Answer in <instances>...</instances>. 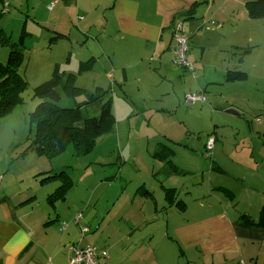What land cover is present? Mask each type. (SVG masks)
Listing matches in <instances>:
<instances>
[{
	"label": "crops",
	"instance_id": "1",
	"mask_svg": "<svg viewBox=\"0 0 264 264\" xmlns=\"http://www.w3.org/2000/svg\"><path fill=\"white\" fill-rule=\"evenodd\" d=\"M211 1L214 2V0H203V3H199L200 0H12V10L7 15L1 14L0 0V47L8 48L0 51V59L3 60L0 61L8 62L7 54L9 49L11 52L10 44L13 43L19 44L25 54L28 50L51 52L54 47L64 42L67 66L69 65L70 69L65 70L62 63L54 62V71L50 73L48 81L56 74H64L69 82L76 86L80 77L95 71L93 89L78 88L89 92L87 95L90 97L98 89L107 92L106 101L111 100L110 107L115 118L111 131H115L116 127L117 96L121 98L120 101L117 100V113L119 103L127 101L133 103L136 115H144L153 109L151 106L153 101L158 104L156 110L159 113L168 114L175 111L178 115L183 111V97L185 101L187 95L193 92H199L197 95L205 97L204 101L197 103L206 104L208 102L206 94L210 86L226 83L235 85L249 80L246 79L249 76L243 67L245 56L234 58L237 59L235 64L232 57L246 46L245 33L242 38L235 37L225 44H219L217 53L213 54L211 60L206 56L207 47L200 40L202 37L199 35L200 32L206 31L214 33L221 39L227 38L223 35L226 23L221 20L216 22L214 18H211L209 23L206 19L204 23L200 21L201 16L198 12L200 4L208 7ZM195 3L197 19L191 18L190 15H181L190 10ZM241 5L242 2L239 8ZM13 10L15 12L12 14ZM237 11L234 7L231 13ZM179 16H182V21L184 20L185 26L188 27L185 32L191 38L189 59L196 64V74L174 64L176 46L173 29L180 23L177 22L181 19ZM232 17L238 21L235 15ZM208 24H213V27L222 26V29L219 30L218 27L214 30L211 25L208 27ZM12 26H19L21 29L18 39L11 30ZM73 40L80 46L79 54L86 51L83 59L79 60L81 62L74 63L72 60ZM211 40L212 35L207 41ZM91 60L93 61L91 69L82 71V63ZM229 72H242L245 78L230 82L227 80ZM185 75L195 78L200 76L198 88L195 89L194 82L189 80L188 83ZM99 82L101 86L98 87ZM152 82L154 83L150 88ZM85 92L81 93L86 94ZM213 102L217 107H222L217 104L216 99ZM197 103L190 104L189 107L192 105L195 108ZM227 104L228 107L223 108L224 110L228 108L229 114L231 110L242 116L246 113L236 104L229 105L230 102ZM102 106V103L93 106L96 107L97 114L93 107L86 109L89 114L99 116L103 110ZM128 107L127 109L130 108ZM123 109L121 107L119 111L122 112ZM258 120H260L256 131L258 141L255 144L264 152V118ZM240 133L241 130L238 131V134ZM216 135L218 136V132ZM189 139L191 138L186 136L183 141L167 138L159 142L154 153L149 151L150 158L147 156L146 168L142 172L133 169V164L137 166L136 161H141L139 159L134 160L132 164L125 159L119 160V168L117 160L98 159V165L111 166V170L117 172L111 176L97 173L85 175L84 182L87 187L82 192L76 193L77 186L72 175L64 171L53 174L52 170L46 173L42 171L43 173L34 176L39 188L38 186L21 188L11 191V195H8L7 188L4 187V195H0V264H70V249L74 244L97 249L100 264H120L117 251L126 253L127 250L139 245L142 246L140 250L142 253L135 258H133L135 254L127 256L122 260L123 264L130 260L129 264H264L263 249L254 254L255 257L252 255L256 242L259 241L260 245H263L264 240H247L249 243L239 240L240 235L255 239L260 235L264 236L259 229L240 226L241 215L236 214L237 217L231 218L229 212H222L218 218L204 217L184 223L179 221L177 214L167 216L169 213L190 209V205L181 195L184 192L182 188L184 180L196 181L204 174L193 170L196 168L194 164L202 161L197 153L201 150L200 140L191 142ZM166 140L169 141L165 143L170 151L168 155L163 153L165 145L162 143ZM170 143L178 145V150L181 149L185 153V148L189 154L191 151L196 156L190 155V160L184 158V155L178 158V150ZM147 148L150 149V146ZM203 149H207L206 144ZM233 149L239 153L238 140ZM251 149L254 152L253 146ZM237 160L234 161L241 164ZM213 162L214 169L220 170L223 167V172L228 170L223 165L219 166L216 161ZM125 166H132L131 175L128 177L127 175L124 177L122 171ZM43 174L46 176L40 177ZM5 180L6 177L0 186ZM67 182H71V185H67ZM65 185L69 188L65 189ZM132 186L137 188L131 189ZM197 187L199 190L202 189V185ZM225 188L228 187L214 186L204 193L199 191V197L195 199L198 203H194L196 207L193 209L199 207L202 210H215V205L210 202L214 197L219 205L231 204L229 199L223 200L225 195L228 196L224 194L228 192ZM111 189L115 195L112 198L108 196ZM62 191H65L64 196L61 195ZM103 200L115 201L113 209L120 203H123V206L116 214L110 207L98 209ZM93 203L95 207L92 206ZM233 211L238 213L236 209ZM78 215H82V218L77 221ZM162 222L166 231L155 230ZM114 225L127 230L126 240L112 243L113 236L108 230ZM225 226L233 233L229 240H225L222 234ZM84 228H88V231L84 232ZM135 238L137 240H134ZM158 240L160 243L162 241L174 243L173 248H168L170 255L155 252L160 244L157 243ZM247 250L250 251V255Z\"/></svg>",
	"mask_w": 264,
	"mask_h": 264
},
{
	"label": "rangeland",
	"instance_id": "2",
	"mask_svg": "<svg viewBox=\"0 0 264 264\" xmlns=\"http://www.w3.org/2000/svg\"><path fill=\"white\" fill-rule=\"evenodd\" d=\"M200 1L199 3H203V0ZM251 1L255 0H214V2L211 1L208 7H203L204 4H200L201 8L198 10L201 16L200 21H203V23L205 19L206 22L209 23L208 21L214 18L216 22L221 20L227 24L223 32V35L227 37L226 39H221V37L214 35V33H207L206 31L199 33V35L202 36L200 40H202L207 47L206 56L208 60H211L213 54L217 53L219 44H225L229 39L235 37L242 38V35L244 33L246 34V46L238 50V53L232 57L234 60V58L239 59L240 56H245L243 67L248 73L249 77L246 78H249L248 81L246 80L243 83H237L235 85L226 83L218 86H210L206 94L208 102L206 104L197 103L196 109L192 107V105L189 107L190 104L185 99L187 105L189 104L187 106L186 103H184L183 97V111L178 115L175 114V111L168 114L159 113L156 110L158 104L153 101L151 102L153 109L145 112L144 115H136L134 106H132L133 103L127 101L119 103L117 113V100H121L120 96H117L115 99V112L117 114L115 131L104 132L98 138L92 152H84L83 149L77 147L73 141H70L63 153L55 157H49L41 154L32 144V138L36 130V125L32 122V113L41 102L38 97L33 96V92L35 88L50 79V73L52 70L54 71V62L62 63V68L65 70L70 69V66H67L66 45L64 42L60 43V45H55L56 47H54V50L51 52L40 53L32 50L26 51L20 69V73L24 76L29 85V88L24 94L25 102L17 105L11 113L0 120V177H2V179H0V184L6 177L5 183L0 186V195H4V187L7 188L6 192L8 195H11V191L21 188H37V186L39 188L34 176L42 171L46 173L51 170L53 174H59L64 171L70 174V176L72 175L73 181L77 186L76 193L82 192L84 188L87 187V184L84 182V179H86L84 178L85 175H95L97 173V175L111 176L117 172V170L112 171L111 166L98 165V159L117 160L118 168L119 160L125 159L132 164L134 160L139 159L142 162L136 161L137 166L133 164V169L136 172H142L146 168L145 163L147 162V156L150 158L148 155L149 151L154 153L158 149L159 142H163L164 139L167 138L175 141H183L186 136H189V138H191L189 139L190 141L200 140L199 145L201 146V150L197 151V153L202 161H197L196 164H194L196 168L193 170L196 172H204V174L202 177L196 179V181L184 180L185 184L182 187L184 192L183 194L181 193V195H183L185 202L190 205V209L181 210L177 213H169L167 216L170 217L177 214L179 221L181 220L182 223H184L186 221L193 222L198 220V218L204 217L218 218L219 213L222 212H229L231 218H234L236 214L242 215L247 212L253 219H257L264 208V152H262V148L255 144L256 141H258V139H256V131L260 121L258 119L264 118V19L255 20L249 16V10L246 5L248 4L247 2ZM241 2L242 5L241 8H239ZM234 7H236L238 11L236 13H231ZM14 12L15 10H13L12 14ZM215 15L219 17L216 18ZM232 15H235L238 21L232 17ZM178 18L181 19L177 20V22L180 21L184 24L182 16ZM209 25L213 27V24H208L207 26L210 27ZM18 27L12 26L11 28V30L15 32L16 39H18L21 30ZM218 27L219 25L213 28L217 30ZM187 29L188 27L184 24L185 34H187ZM221 29L222 26L219 27V30ZM236 29H238V31ZM210 35H212V40L208 42L207 40ZM72 46V60L74 63H77V61L83 59L86 51H84L83 54H79L80 46H77L74 40ZM3 49L5 50L8 48L4 46L0 47V51ZM29 49L31 48L29 47ZM9 54H7V59ZM237 59L234 60V64L237 62ZM185 77H187L186 81L188 83L189 80L190 82H194L195 89L198 88L197 83L200 76L195 78L185 75ZM95 79L96 75L94 71L92 74L80 77L75 85L76 87L84 89H93L95 86ZM153 83L154 82L150 84V88L153 86ZM97 86H101L100 82ZM197 93L199 92H193L192 94ZM89 98V95L80 93L75 102L62 100L59 106L62 108H71L74 107L76 103L86 102ZM215 99L218 102L217 104L222 107H217L214 104L213 100ZM228 102H230L229 105H238V107L246 113L243 116L241 114H229V109L227 108V110H224L223 108L228 107ZM127 106L130 108L128 107L129 109H127ZM121 107L124 108L122 112L119 111ZM93 108L95 112L96 107ZM188 109H190V111H188ZM239 130H241L240 134H238ZM217 132L218 136L216 135ZM211 140L214 141V146L211 150L212 157L207 158V150L203 149V146L211 143ZM237 140L240 144L239 153L235 152V148L233 149ZM168 142L169 141L166 140L162 143L165 145L163 153L166 155H168L169 150L165 143ZM170 144L178 150V145ZM149 146L150 149L147 148ZM252 146L255 148L254 152H252ZM184 150L185 153L181 149L178 150V158L184 155V158L190 160V155L192 156L194 154H192L191 151L189 154L188 149L184 148ZM252 155L255 156L251 158ZM234 160L240 161L241 164H238ZM213 161L219 163V166H225L228 170L223 172V167L220 168V170L218 168L214 169ZM131 168L132 166H125L124 170H122L124 177L125 175H127V177L131 175ZM160 168L161 164H159V169ZM105 170L107 172H105ZM227 173H229L230 176L227 175ZM190 175L193 176L192 174ZM42 176L46 175H40V177ZM40 177L39 183H41ZM197 185H202V189L199 190ZM133 186L131 189L137 188ZM214 186L228 187L225 188L228 192H224V194H228V196L226 197L225 195L223 200L229 199L231 204L225 206L219 205L214 197L210 202L215 205V210H202L199 207L193 209L196 207L194 203H198V201H195V199L199 197L198 195L200 193L198 192L201 191L204 193ZM109 193V197L112 198L115 196L112 189ZM114 204L115 201L106 202V200H103L98 206V209L104 210V208L110 207L113 213L116 214L121 206H123V203L118 204L119 206L117 205L115 209H113ZM206 205L208 206L209 203ZM92 206L95 207V203H93ZM233 209H236L238 213H234ZM226 227L227 226L223 228L222 234L225 240H229L233 237V233ZM160 229L162 232L166 231L164 222H162L158 228L155 227V230L159 231ZM108 231L110 235L113 236L112 243L127 239L125 237L127 230L118 228L114 225ZM263 232L262 234L264 235ZM122 237L123 239H121ZM134 240H137V238ZM239 240L249 243L250 241L247 240H264V236L260 235L255 239L242 237L240 235ZM157 243H160V240H158ZM173 244V242L162 241L155 252L170 255V249L168 248H173ZM123 248L124 247H122V250H124ZM261 249H263L262 254L264 256V244L260 245L259 241L256 242L255 251L252 255L255 257L254 254ZM140 250H142L141 245L127 250L126 253L117 251L120 264H123L122 260H125L127 256L135 254L133 255V258H135L138 254L140 255L142 253ZM247 253L250 255L249 250H247ZM247 261L251 262L250 259H247ZM130 262L131 260L127 261L126 264Z\"/></svg>",
	"mask_w": 264,
	"mask_h": 264
},
{
	"label": "trees",
	"instance_id": "3",
	"mask_svg": "<svg viewBox=\"0 0 264 264\" xmlns=\"http://www.w3.org/2000/svg\"><path fill=\"white\" fill-rule=\"evenodd\" d=\"M196 6L197 3L193 4L190 10L181 15H193ZM247 7L252 19H264V0L248 2ZM10 47L8 62L0 61V120L11 113L17 105L25 102L24 94L29 88L28 82L20 73L24 54L19 44L13 43ZM92 66V60L82 63L81 70L87 71ZM243 78L245 74L242 72H229L227 75V80L230 82ZM81 92L85 90L73 86L64 74H56L50 81L35 88L33 96L38 97L41 102L32 113V122L36 125L32 144L41 154L49 157L60 155L70 141L84 152H90L98 138L104 132L113 129L115 118L110 107L111 100L106 101L108 95L106 91L98 89L91 94V97L89 96L90 100L76 103L71 108L59 106L62 100L75 102ZM97 103L103 104L101 114L99 116L89 114L86 108L93 107ZM171 152L174 153L172 150ZM67 185H71V182H67ZM64 194L65 191H62L61 195ZM240 226L263 232L264 208L257 219H253L248 213H243L240 217Z\"/></svg>",
	"mask_w": 264,
	"mask_h": 264
},
{
	"label": "built area",
	"instance_id": "4",
	"mask_svg": "<svg viewBox=\"0 0 264 264\" xmlns=\"http://www.w3.org/2000/svg\"><path fill=\"white\" fill-rule=\"evenodd\" d=\"M11 1L12 0H2V9L1 14H8L11 10ZM173 39L175 41V56L174 64L178 68L187 70L193 74H196L197 67L196 64L190 61L189 51H190V36L184 33V24L179 23L174 26L173 29ZM189 104H195L199 101H204L205 97L197 94H189L186 98ZM214 141L211 140V143L207 145V158L212 157L211 150L213 149ZM82 218V215H78L76 220ZM88 228H84V232H87ZM106 255V254H104ZM70 264H100L99 263V252L93 247H81L77 244H74L70 249ZM245 264V263H243Z\"/></svg>",
	"mask_w": 264,
	"mask_h": 264
},
{
	"label": "water",
	"instance_id": "5",
	"mask_svg": "<svg viewBox=\"0 0 264 264\" xmlns=\"http://www.w3.org/2000/svg\"><path fill=\"white\" fill-rule=\"evenodd\" d=\"M192 7V6H191ZM196 8H197V6H196ZM196 10H195V12H194V14L193 15H191V18H193V19H197L196 18ZM230 113H233L234 115H239V113H237V112H235L234 110H231V111H229ZM263 138H264V135H263Z\"/></svg>",
	"mask_w": 264,
	"mask_h": 264
}]
</instances>
